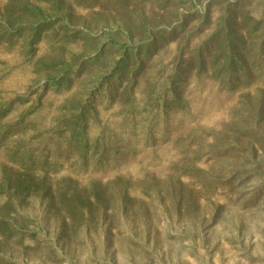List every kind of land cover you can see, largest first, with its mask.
I'll return each instance as SVG.
<instances>
[{"label": "rangeland", "instance_id": "obj_1", "mask_svg": "<svg viewBox=\"0 0 264 264\" xmlns=\"http://www.w3.org/2000/svg\"><path fill=\"white\" fill-rule=\"evenodd\" d=\"M88 99L83 162L57 126ZM0 107V264H264V0H0Z\"/></svg>", "mask_w": 264, "mask_h": 264}, {"label": "trees", "instance_id": "obj_2", "mask_svg": "<svg viewBox=\"0 0 264 264\" xmlns=\"http://www.w3.org/2000/svg\"><path fill=\"white\" fill-rule=\"evenodd\" d=\"M42 24L35 26H32V29L37 30L38 26H41ZM35 27V28H34ZM34 30V36H37V31ZM19 30H16L15 32L18 33ZM8 33V32H7ZM228 37L225 38V40H227ZM151 40V39H150ZM242 41L240 40V43ZM150 43H141V49L140 50H145L147 52V50L149 49ZM130 46L126 45L123 48V52H122V58L121 61H116L115 63V67L116 69L111 73V76L114 75L115 73L118 72L119 70H121V67H123V71L121 70V78H118L116 80V82H111L110 78L111 77H107L102 75L100 78V81L97 83L98 86H100V92H102V95H105L107 97V101L109 103V106H111L113 104V100L115 99V96L118 92V90L120 89V87L123 85L122 80L123 78H125L130 71H132L131 74V79H135V77H137L138 72H136V68H134L133 70L128 71L127 65L124 66L123 64L126 62V58L128 57V54H131V52H129ZM228 49V48H227ZM227 49L225 50L227 52ZM122 50V49H121ZM224 52V51H223ZM139 53V52H138ZM228 55L226 56L225 60L228 62V67L226 68V71L229 72V75H233V68L235 66V64L237 63V59H235V56L232 52L228 51L227 53ZM261 65H263V61H261ZM81 64L79 65H70L67 70L64 71V74L62 76H60L55 82L54 84H52V86H57L60 85L63 82H71V78L68 77L69 72H71V70L73 72L76 73V75H79L82 68L80 67ZM245 68V67H244ZM246 69V68H245ZM245 69H241L242 72L245 71ZM245 73H247V71H245ZM249 74V73H248ZM112 76V78L114 77ZM231 79H235V77H231ZM128 89L125 88V92ZM130 94V93H129ZM92 103L88 101H84V102H76L74 101L73 103H71V106L68 108V113H65L58 124V134L61 137H64V139L67 141L68 146H73L74 148H71L69 150V153H75V155H77L78 160H81L83 162L87 161L89 159V151H90V143L91 139L89 138V136L87 135L88 130V124H89V120L90 117H92V120L94 121V123H99L98 120V110L94 107H91ZM8 109V108H7ZM7 109H4L2 107H0V116H5V114L7 113ZM31 114L32 112L30 111H24L20 114V119H18L19 121L17 122V124H22L24 122V118L26 116V114ZM133 111L132 110H124L123 112H121L122 115H132ZM7 127V126H6ZM134 128V127H133ZM6 131V129H5ZM4 131V132H5ZM105 127H101V133L105 134ZM132 130L129 131V135H137V134H132ZM99 137H94V139H92V144H93V149H92V154L93 156L91 157H95L96 155H99L96 160H100L102 158L105 157L106 153L111 151L112 149H114V154H116L114 157H118L117 154H122L121 149L122 146H118L116 145V143L113 142L112 139H110L108 141L109 146L106 145V142L104 140L101 139L102 135H98ZM112 145H114V148L112 147ZM126 154V153H125ZM46 159L44 160V163H46ZM27 168V167H26ZM29 169V168H28ZM16 187L17 189H15L16 192H20L22 187L24 186V183L26 181V177H22V178H16ZM4 182V181H3ZM5 183L8 184V181L5 180L4 182V187H2V185L0 186V194L6 193L7 195H11L14 196L16 195V193L12 190L11 188L5 186ZM6 188V189H5ZM24 188V187H23ZM22 192V191H21Z\"/></svg>", "mask_w": 264, "mask_h": 264}]
</instances>
